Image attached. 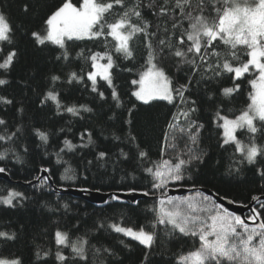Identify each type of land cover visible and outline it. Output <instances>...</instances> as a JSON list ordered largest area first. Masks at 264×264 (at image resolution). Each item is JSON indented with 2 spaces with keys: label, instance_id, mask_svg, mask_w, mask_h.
Wrapping results in <instances>:
<instances>
[{
  "label": "trees",
  "instance_id": "1",
  "mask_svg": "<svg viewBox=\"0 0 264 264\" xmlns=\"http://www.w3.org/2000/svg\"><path fill=\"white\" fill-rule=\"evenodd\" d=\"M62 2L0 0V11L9 20L14 33L11 45L0 42L3 49L0 62L9 51L14 49L17 53L7 72L0 69V78L9 80L7 85L0 86V96L12 100L11 104L0 102V118L6 121L0 125V135L16 133L10 140H0V152L6 153L0 159V167L12 181L0 179V197L8 196L13 190L23 193L22 197L13 200L12 206L0 203V231L16 233V239L12 241L0 238V257H20L23 264H180V257L199 248L200 241L198 237L172 230L170 224L157 223L159 202L169 199L166 195L170 188L196 190L184 198L206 196L198 191L206 189L244 206L264 196V176L260 175L264 160L258 158L256 164H240L241 154L235 151L234 145L221 146L224 137L220 125L223 122L216 118L218 109L230 118L246 109L251 103L249 93L254 92L250 81L259 73L250 69L234 81V73L225 72L219 79L209 81L217 63V58L210 55L212 51L220 54L221 65L224 58H228L234 67L249 59L246 47L238 46L234 50L238 59L233 60L230 55L233 50L220 40L207 48L206 60H200L199 54L190 53L187 59L195 58V64L183 62V58L175 57L168 48L160 52L158 41L165 37V27L169 31L168 39L175 47L186 50L191 45L186 38L184 44H179L178 37L189 29L190 21L183 19L187 12L199 14L198 0H192V9L186 8L184 13L176 10L175 18L182 20L176 29L171 27L169 17H163L167 21L164 24L152 10L143 9L144 19L151 23L149 31L157 32L152 38L156 49L153 63L162 68L170 80L174 100L145 103L134 95L139 83L132 81H139L149 67V52L142 34L130 41L131 57L125 58L113 51L112 86L97 78V89L104 94L101 98L92 90V82L86 77L87 72L94 70L87 57L92 52L104 51L105 44L108 49H114L115 41L111 37L107 41L65 39L64 48H61L50 41L39 44L32 36L33 32L40 36L47 33L46 20ZM71 2L78 8L82 5V0ZM125 2L131 4L135 0ZM148 2L143 0L145 4ZM237 2L244 3L242 0ZM248 2L253 3V0ZM159 3L157 0V11ZM219 6L213 0H204L203 14L214 19L215 8ZM124 10L115 6L106 19L111 22ZM136 22L133 19V23ZM201 43L205 45L206 38L202 37ZM65 51L67 59L63 56ZM72 72L83 75L84 79L70 81ZM54 76H59L60 80L53 81ZM234 83L240 84L239 91L229 97L223 96L222 89L232 87ZM113 89L117 98L112 96ZM49 90L59 93V108L56 101L45 99ZM177 92H182L183 102ZM74 105H85L92 111L81 109L79 115L65 111V107ZM192 108L196 111L190 112L189 118L175 121L179 112H188ZM193 124L201 127L190 128ZM256 126L264 129V123L258 120ZM180 128L186 131L181 133ZM37 129L47 134V141L40 139ZM81 133H84L83 137ZM191 135L197 137L196 144L191 142ZM236 135L248 143L250 134L246 129L238 130ZM252 135H255L256 143L264 144V132ZM66 141L75 147L66 146ZM189 149L192 155L201 159L183 167L184 179L170 180L160 188L153 187L158 181L146 169L155 171V166L165 160L175 163L178 154L186 159ZM100 152L107 156L100 157ZM140 152L147 156L141 157ZM46 170L58 188L89 189L104 194L133 191L154 198L141 199L135 205L110 199L106 206L95 207L83 199L56 193L48 179L32 184ZM261 205L264 203L258 202L255 208L260 212L259 219L264 220ZM113 223L154 232L152 247L115 232L111 227ZM58 230L68 234L69 245L80 238L88 241L87 261L77 257L70 246L56 243ZM37 251L41 252L40 259L36 257ZM44 251L50 255L44 257ZM57 251L68 256L69 261L56 260Z\"/></svg>",
  "mask_w": 264,
  "mask_h": 264
},
{
  "label": "snow or ice",
  "instance_id": "2",
  "mask_svg": "<svg viewBox=\"0 0 264 264\" xmlns=\"http://www.w3.org/2000/svg\"><path fill=\"white\" fill-rule=\"evenodd\" d=\"M213 3H219V7L215 8L216 16L214 19H209L203 14L204 0H198L197 10L199 14L193 15L190 10L183 17L190 21L189 29L178 37V43L184 44L185 38L192 42L187 49L175 47L168 39V28H164L165 37L158 41L159 50L163 53L165 48L172 50L175 57L183 58V62L195 64L196 59L188 60L190 53L199 54L200 60H206L208 57L207 48L213 45L214 41L220 40L223 44L232 49L230 55L233 60L238 59L236 52L238 46L246 47L249 59L239 66H233L228 58H224L222 65L220 63V54L212 51L211 56L217 58L216 66L213 68V75L209 77V81L213 78L219 79L223 73H234L232 79L239 80L241 77L252 71H258L259 75L256 79L250 81L254 88V92L249 93L251 103L246 109L235 118H230L228 115H222L220 109L216 112V118L223 123L220 125L223 128L224 145H234L235 151L241 154L238 161L240 164L247 162L248 164H256L259 159L264 160V144L256 143L255 134L258 131L264 132V129H258L256 121L264 123V0H253L249 5L247 0L244 3H238L237 0H213ZM119 6L125 9L121 14L109 22L106 19L107 14L115 7ZM147 8L153 11L154 14L161 18V22L167 24L163 17L167 16L172 21L171 27L176 29L182 24V20L175 18L177 9L184 13L185 9H192V0H160L157 11V0H149L148 3H143V0H135L134 3L126 4L125 0H110V2H102V0H82L81 7H76L71 0H63L62 4L53 11L46 20L47 33L45 36H40L39 33L33 32L32 36L36 38L37 43L44 44L46 41L59 45L64 48L65 38L67 39H90V40H104L107 41L111 37L115 41L114 49H108L105 44V50L102 52H92L87 59L91 62L93 71L86 73L88 80L92 82V90L98 92V95L103 98V92L97 89V78L106 81L108 85L112 86V69L114 61L112 57L113 51L121 53L125 58L132 56L130 48V41L138 34L145 37V46L149 52V67L142 75L139 81H132V83H139L140 90L136 91L134 95L148 103L153 99H163L171 102L173 100V89L170 87V81L165 75L162 68H159L153 61L156 59V49L153 47L152 38L157 36V32L149 31L151 27L150 21L144 19L143 9ZM27 6H25V11ZM133 19L137 22L133 23ZM159 31V30H158ZM13 29L5 16L0 11V42H7L9 45L13 43ZM171 35H175L171 33ZM206 38V44L202 45L201 38ZM202 48L204 51L202 52ZM0 52L3 49L0 48ZM17 53L13 49L3 57L0 62V69L7 72L13 64ZM79 55H83L80 53ZM67 59V52L63 53ZM106 63H101L105 61ZM219 69V70H218ZM84 76H78L77 73L72 72L69 80L82 81ZM53 81L60 80L59 76L52 77ZM9 80L0 78V86L7 85ZM186 87V86H182ZM240 89L239 83H234L232 87H225L222 89V95L229 97ZM183 102L182 92H177ZM59 93L49 90L45 99L56 101L59 108L60 103L58 99ZM112 96L117 98V93L113 89ZM0 102L11 104L12 100L7 97L0 96ZM194 103V101L192 102ZM92 111L85 105L79 107L71 106L65 107V111L73 115H79L80 110ZM22 111V109H21ZM196 109H189L188 112H181L186 119L189 118V113ZM6 124V121L0 118V125ZM174 127V125H170ZM191 127H201V125L193 124ZM238 129H246L250 134L248 143L240 140L236 132ZM186 130L180 128L179 132L183 133ZM40 139L47 141V134L36 130ZM16 133H11L8 136L0 135V140H10ZM89 142L91 143V133H87ZM84 136V133H81ZM190 140L193 144L197 143V137L191 135ZM66 146L75 147L70 141H66ZM175 148V145H173ZM5 152H0V159L5 157ZM141 157H146L147 153L140 152ZM100 157L107 156V153L100 152ZM200 156L192 155L189 149V155L185 159L181 154L177 156V162L173 163L171 160H165L161 165L153 168H147L146 171L153 175L154 179L158 181L154 183L153 187H163L170 180L181 181L184 179L182 169L185 165H190L193 160H200ZM239 169H237L238 171ZM6 170L0 167V173ZM47 171V170H46ZM260 175L264 176V170H260ZM45 180L47 177L44 178ZM23 193L10 191L8 196L0 197V203L6 205H13V200L17 197H22ZM118 199V197H114ZM253 199H258L253 197ZM173 205L174 198H169L167 201L160 200V208L157 223L170 224L172 230H178L184 235H191L198 237L200 246L194 251H190L186 255L180 257V264H264V220H260L258 226H250L246 223V219L256 225L260 212L253 208L251 215L247 218L235 216L232 213H227L222 206H218L209 197L203 196L199 203L176 202V210H167L164 205ZM186 204L187 212L180 210V205ZM210 205V206H209ZM264 208V205H261ZM197 213H206L207 215H199ZM112 229L117 233H122L125 236L139 241L145 247L151 248L155 241V233L145 231L143 227L134 229L132 227H124L120 224L113 223ZM239 229V230H238ZM0 238L7 241L16 239L15 232L0 231ZM56 243L60 245H67L72 248L73 253L82 261L88 260V241L80 238L76 242L69 245L68 234L61 231L55 233ZM100 252L101 249H95ZM107 252L108 249H103ZM50 253L43 252V256L47 257ZM37 259L41 258V252H36ZM55 258L61 262L69 261V257L57 251ZM147 259V256L145 257ZM0 264H23L20 257L7 258L0 257Z\"/></svg>",
  "mask_w": 264,
  "mask_h": 264
},
{
  "label": "water",
  "instance_id": "3",
  "mask_svg": "<svg viewBox=\"0 0 264 264\" xmlns=\"http://www.w3.org/2000/svg\"><path fill=\"white\" fill-rule=\"evenodd\" d=\"M45 177H47L49 183L54 187V190L56 193L70 195V196H73L74 198L83 199L87 201L88 203H90L91 205L95 207H99V208L106 206V204L108 203L110 199H113L115 202L121 203V204L135 205L141 199L154 198V197H150L149 195L145 193H138V192H133V191L104 194V193L92 191L89 189L58 188L54 186L53 180L51 179L47 171H43L39 179L34 181L32 184H36L40 182ZM0 179H4L9 182H12L9 176L5 174L4 172L0 173ZM195 191L196 190L194 189L191 190V189H186V188H170L168 190V194L166 195V197L168 198L183 197L186 194L193 193ZM198 191L210 197L211 199H213L215 204L218 206H222V208L226 210L227 213H232L235 216H240L241 218H247L248 216H250L251 209L255 208L258 202L264 203V196L260 197L258 201L252 202L248 206H244V205L235 204L231 200L221 198L215 193L209 190H206V189H199ZM114 197H118V199H114ZM259 222H260V219L258 218L256 225H253L252 221L246 219V223H248L250 226H258Z\"/></svg>",
  "mask_w": 264,
  "mask_h": 264
},
{
  "label": "rangeland",
  "instance_id": "4",
  "mask_svg": "<svg viewBox=\"0 0 264 264\" xmlns=\"http://www.w3.org/2000/svg\"><path fill=\"white\" fill-rule=\"evenodd\" d=\"M242 2H244V0H242ZM248 4L249 5H251L252 3H250V2H248ZM46 35V34H45ZM44 35V36H45ZM65 39H67V38H65ZM73 39H76V38H73ZM51 42V41H50ZM166 75V74H165ZM170 81V80H169ZM140 87H141V85L139 84V86H138V88H137V90L136 91H138V90H140ZM170 87H171V89H172V86H171V82H170ZM135 91V92H136ZM136 97V96H135ZM174 97V96H173ZM136 99L138 100V101H140V102H144V101H142V100H140V99H138L137 97H136ZM153 100H163V99H159V98H157V99H153ZM153 100H151V101H153ZM173 100H174V98H173ZM172 100V101H173ZM151 101H149V102H151ZM164 101H167V100H164ZM171 101V102H172ZM181 112H185L184 110H182ZM181 112H179L177 115H176V122H178V121H180V120H183V119H185V117L183 116V115H181ZM223 129V128H222ZM238 130H241V129H238ZM237 130V131H238ZM224 131V130H223ZM224 137V136H223ZM203 196H200V195H198V196H193V197H187V198H182V197H177V198H174V204L173 205H168L167 203L164 205V207L167 209V210H176V208H177V203L176 202H181V201H183V202H188V201H192L193 203H199V201L201 200V198H202ZM168 200V199H167ZM160 206V205H159ZM210 206V205H209ZM180 207V210L181 211H184V212H187V207H186V204H184V205H180L179 206ZM160 208V207H159ZM197 214H199V215H207L206 213H197Z\"/></svg>",
  "mask_w": 264,
  "mask_h": 264
}]
</instances>
